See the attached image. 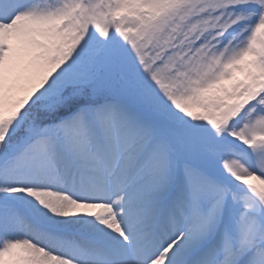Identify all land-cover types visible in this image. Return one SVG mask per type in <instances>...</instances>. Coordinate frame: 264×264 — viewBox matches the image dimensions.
<instances>
[{
  "label": "snow or ice",
  "instance_id": "1",
  "mask_svg": "<svg viewBox=\"0 0 264 264\" xmlns=\"http://www.w3.org/2000/svg\"><path fill=\"white\" fill-rule=\"evenodd\" d=\"M0 264H264V0H0Z\"/></svg>",
  "mask_w": 264,
  "mask_h": 264
}]
</instances>
